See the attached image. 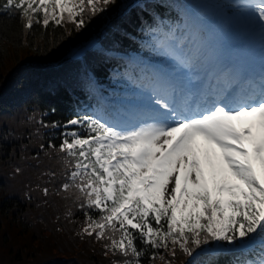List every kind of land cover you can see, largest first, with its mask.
<instances>
[{
    "label": "trees",
    "instance_id": "1",
    "mask_svg": "<svg viewBox=\"0 0 264 264\" xmlns=\"http://www.w3.org/2000/svg\"><path fill=\"white\" fill-rule=\"evenodd\" d=\"M125 1L80 0L61 25L25 29L12 8L2 13L7 0H0V246L6 257L0 264H180L187 247L212 242L202 230L182 234L172 219L155 229L144 211L115 215L127 203L126 191L108 208L102 173L88 155L80 168L79 134L65 118L72 98L64 86L75 85V67L49 64L95 33ZM149 9L156 15L159 6L151 0ZM140 27L139 17L128 12L115 23L109 45L133 49L144 41Z\"/></svg>",
    "mask_w": 264,
    "mask_h": 264
},
{
    "label": "rangeland",
    "instance_id": "2",
    "mask_svg": "<svg viewBox=\"0 0 264 264\" xmlns=\"http://www.w3.org/2000/svg\"><path fill=\"white\" fill-rule=\"evenodd\" d=\"M33 1L36 2L38 5L41 4V5H45L46 6L45 7V13H46L47 20L54 19V11L56 10L57 6L53 2H50L48 0H33ZM66 1H68V0H66ZM66 3L67 2L64 3L62 0H59L58 3H57L59 5L58 8L62 12L67 9ZM144 130H146V128H144ZM144 134L145 133L140 134L139 141L141 143L147 145V147H148V144L144 141V138H143ZM165 143H166V140L163 141L162 144L164 145ZM191 146H192V149L193 148L195 149V146H193V145H191L189 143L183 148V150L178 154V156L180 157V156H182L184 154L185 155H189L191 153ZM151 159H152V155L148 154L147 155V160L151 161ZM167 167L174 168L175 167V159L169 160ZM167 172L168 171L166 170L164 176L162 177L163 180L168 178V177H166V173ZM228 173L233 174L234 177L237 176V177L240 178L241 175H242V168L237 166V165H235L232 161L230 163H228V164H225L223 166V168H222V166L219 167V174L221 175V177H225V174H228ZM201 187H202L201 184L199 186H197V187L196 186L192 187L190 189V193H191L192 190L197 189V188H201ZM153 190L158 195H160L161 198L166 203H170L171 202V198H172L171 196L170 197H166L163 193L159 192L156 187H153ZM211 198L216 199V196L214 194H212ZM183 205H184L183 203L180 204L177 209H174V212H175L177 220L185 227V224H186L188 218H187V216H181L182 214L184 215ZM186 205H189L188 208L190 210L198 211V210H200V208H201V210H203V212H204L203 215L206 216L209 219L210 225H211L213 231L215 232L217 238H221L225 234L226 228H227L228 225H227V223L223 222V219L219 217L220 216L219 214L216 215L215 212L211 208H209L210 207V203L208 205H206L205 207L200 205V208H199L198 204L195 202V200L191 201V199H189V201H187ZM224 217L226 218L225 215H224ZM220 222L224 223L223 227L220 226ZM15 240L20 242V243H22V241L18 237H16ZM8 256L12 257V254L8 253ZM0 258H1L2 261H6V257H3V254L1 252V246H0Z\"/></svg>",
    "mask_w": 264,
    "mask_h": 264
},
{
    "label": "bare ground",
    "instance_id": "3",
    "mask_svg": "<svg viewBox=\"0 0 264 264\" xmlns=\"http://www.w3.org/2000/svg\"><path fill=\"white\" fill-rule=\"evenodd\" d=\"M255 32L260 33L261 32L260 28L255 30ZM261 40L264 41V38H262ZM147 128H148V130H147L146 139H148L147 141L150 145L149 146L150 147L149 148V154L150 155L151 154L156 155V152H158V150H160L162 148L161 147L162 141L165 140L166 138H169V133L168 132L164 133V130L159 129L155 124L154 125L150 124ZM256 140L257 141L260 140V135H258L256 137ZM188 160L189 159H186L185 156L178 157L175 161L176 162L175 169L168 168V172L166 174V177H168V178L164 179V180L163 179L159 180V183L157 185V187H158L157 189L160 192H162L163 194H165L166 197L172 196V194L174 193L175 186H177V184H179V182H180V177L178 176L179 169L182 166H184ZM202 176L203 175L198 171V169L192 170L190 177L188 179L186 192L191 187L198 186L200 184V182L202 181ZM185 194H184V197L182 198V201H184L186 198Z\"/></svg>",
    "mask_w": 264,
    "mask_h": 264
}]
</instances>
